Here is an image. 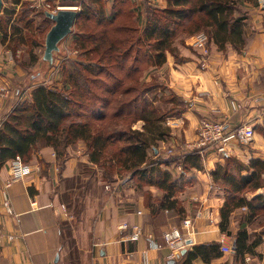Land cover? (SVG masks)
<instances>
[{
  "label": "crops",
  "instance_id": "1",
  "mask_svg": "<svg viewBox=\"0 0 264 264\" xmlns=\"http://www.w3.org/2000/svg\"><path fill=\"white\" fill-rule=\"evenodd\" d=\"M89 1L2 0L0 17L5 10L14 11L15 14L8 24V33L0 31V81H4L5 77L7 80L12 78L27 81L28 71L22 68L17 53L24 47L30 48L29 44L19 45L16 52L9 46L10 40L15 37H12L11 25L19 13L29 7L32 9L29 16L31 19L36 22L43 18L42 22L53 26L54 22L49 14L54 13L53 10L57 7L79 12ZM115 1L103 0L108 14L112 13ZM121 1H128L137 8L142 27H145L146 22L143 13L145 3L161 9L168 6V0ZM48 5L51 7L49 10ZM244 6L249 11V20L244 27L248 43L242 50L229 44L221 48L212 40L211 56L204 65L199 60L204 57L194 47H182L173 53L168 52L166 62L159 70L165 71L166 87L183 104L181 114L169 119L170 123L174 122L177 126L164 123L169 128V136L165 141L158 142L157 150L149 151V157L163 155L162 150L169 146H178L175 148L176 154L182 152L187 144L196 140L199 120L204 117L225 121L229 128L252 122L256 133L253 142L248 146L233 143L223 150H207L199 161L202 168L193 166L181 174L172 165L174 176L182 177L185 183L175 195L182 212L163 210L157 217L146 206L144 191L150 192L154 200L161 197L162 192L154 186L136 189V183L132 179L122 184L121 190L116 193L103 190V186H100V169L90 160L86 144L81 140L67 148L68 157L62 170L53 147L43 148L32 155L29 163L34 167V173L26 180L14 183L7 191L17 214L9 215L2 208L3 184L9 177V160L0 166V224L7 232L14 233L19 238L14 242L5 241L0 244V264H143L144 253L148 257V264H245L247 257L253 258L257 264H264V221L259 215L247 218L251 214L248 207L246 211L239 208L232 213L228 223L230 233L227 232V244L234 248L237 232L245 227L251 241L260 240L252 254L240 256L235 250L229 254L220 252L210 262L198 257L190 263L185 254L189 250L182 252L178 259H173L163 239V233L167 229L181 226L183 220L189 217L194 219V233L191 234L193 248L211 242L219 243L218 239L223 232L220 225L221 209L226 195L224 188L214 181L213 172L218 166H224L228 157H234L246 165L254 159L264 162V12L258 5L248 2ZM25 32L24 29L23 33ZM182 34L178 39H185L187 44L192 43L196 35ZM40 47L41 45L33 46L31 52L36 53ZM37 64L38 61L28 67L33 70ZM157 68L152 69L150 74L156 72ZM51 69L44 74L45 78L51 79ZM148 79L152 77L149 76ZM35 80L27 83L30 86H25L30 94L28 100L38 86V83L34 84ZM60 80L62 81V76ZM7 87L11 90V96L6 101V109H10L24 90L14 91ZM232 100L242 104L243 108L234 111L231 107ZM142 127V123L135 126L137 129ZM92 181L94 190L86 189L81 194L85 207L77 212H68L64 197H77L80 190L74 186ZM256 196H264V187L246 194L249 200ZM74 217L76 220H73ZM122 224L130 226L128 233H121L119 226ZM131 226L143 230L142 237L137 241H127L125 238L132 232ZM149 235L153 236L152 241L160 248L152 245Z\"/></svg>",
  "mask_w": 264,
  "mask_h": 264
},
{
  "label": "trees",
  "instance_id": "2",
  "mask_svg": "<svg viewBox=\"0 0 264 264\" xmlns=\"http://www.w3.org/2000/svg\"><path fill=\"white\" fill-rule=\"evenodd\" d=\"M245 2L258 5L257 0H168L167 8L161 9L145 3V27L137 8L128 1L116 0L111 14L103 0L84 4L74 30L80 59L64 64L62 84L37 86L31 99L10 114L0 131V166L16 157L29 162L35 152L53 147L62 170L67 148L81 140L90 160L100 169L103 186L129 177L136 189L154 186L162 192L154 200L150 192L144 191L146 206L154 217L163 210L182 212L175 195L185 183L182 177L174 176L171 166L175 165V169L180 165L183 172L193 166L202 168L201 150L183 156L149 157V151L157 150L158 142L169 136L164 123L181 114L183 103L173 92L166 99L148 98L161 85L156 77L149 82L144 77L152 67L166 62L167 53L174 51L171 41L182 33L205 31L209 41L214 40L221 48L229 44L242 50L248 43L244 34L249 20ZM30 11L27 7L13 20L11 32L15 37L9 42L13 52L28 38L30 48L40 45L34 37L40 26L27 15ZM14 14L4 11L0 31L8 33ZM35 62L33 56L32 63ZM45 63L50 68L54 59ZM156 100L161 105L157 106ZM138 123L143 124L142 129L135 128ZM263 175V161L254 159L246 165L234 157H228L225 165L213 172L214 181L226 195L221 209L222 231H229L232 213L244 206L251 212L247 218L259 215L264 221V196L250 200L246 197L264 187ZM234 239V250L240 256L252 254L260 243L258 239L251 241L245 227ZM185 254L190 263L198 257L210 262L220 255V244L198 245Z\"/></svg>",
  "mask_w": 264,
  "mask_h": 264
},
{
  "label": "built area",
  "instance_id": "3",
  "mask_svg": "<svg viewBox=\"0 0 264 264\" xmlns=\"http://www.w3.org/2000/svg\"><path fill=\"white\" fill-rule=\"evenodd\" d=\"M258 8L264 12V0H257ZM48 8L50 6L48 5ZM60 7L53 10L56 13L60 10ZM194 47L201 53L205 58L211 56V50L209 45V37L205 31L199 32L194 36V42H192ZM29 92L27 90L22 91L18 97L17 103L10 109H6V101L11 96V90L6 87H0V131L4 129L6 121L13 110L24 101L28 100ZM231 107L234 111H240L243 106L235 100L231 101ZM168 125H171L167 122ZM174 124L172 123V126ZM255 129L252 122H246L240 124L236 127L229 128L225 121L215 120L209 117H204L199 120L197 126V139L191 144L185 146V150L189 149L190 152L182 151L179 154H176L173 148H169L167 157H174L177 155H185L193 152L194 150H201V156L204 157V153L210 149L223 150L227 145L238 143L241 146L250 145L255 138ZM184 150V149H183ZM169 155V156H168ZM34 167L29 163L25 162L21 157H16L10 161L9 164V177L3 184V202L2 208L9 215L16 216L12 202L8 196V189L16 182L24 181L34 173ZM39 168V166H36ZM176 171L181 174L183 172L180 165L176 166ZM130 178L120 179L115 183H109L105 185V189L109 192L116 193L121 190L122 184L129 181ZM64 207V205H63ZM65 209V207H64ZM242 211H246L247 207H242ZM141 214V212H139ZM194 219L185 218L181 226H172L163 233V239L165 241V246L171 251V258L178 259L182 252L186 250H192V237L193 234ZM121 233H128L130 226L128 224H122L119 226ZM132 232L126 235L127 241H137L143 235V230L140 227H132ZM124 237V236H123ZM151 241L153 236H148ZM19 236L14 233L7 232L4 227L0 224V244H3L5 241L14 242L18 239ZM228 233L223 231L220 235L218 241L220 244V252L229 254L233 253L234 248L227 244ZM152 245L155 248H160L155 242L152 241ZM143 264H148L149 260L147 255L144 253L142 258ZM245 264H256L254 259L247 257L245 259Z\"/></svg>",
  "mask_w": 264,
  "mask_h": 264
},
{
  "label": "rangeland",
  "instance_id": "4",
  "mask_svg": "<svg viewBox=\"0 0 264 264\" xmlns=\"http://www.w3.org/2000/svg\"><path fill=\"white\" fill-rule=\"evenodd\" d=\"M50 9H51V7H50ZM48 10H49V8H48ZM28 16H30V12H29ZM37 17H39V16H37ZM42 19L43 18L37 19V21L35 22L41 28V31H42L41 35L37 36L35 34H38V33L34 34V37L37 39V42H40L41 47L36 50V53H31V48H29V47H24L22 50H20V53H17V59L22 64V68H24L28 71V77H26L27 81H24V80L16 81V80H13L12 78L7 80V77H5L6 79L4 81L3 80L0 81V87L9 86L14 91L20 90V89L25 91V90H27L25 86H27V85L30 86L31 84H27V83H29L33 79H36L35 80L36 82L34 84L38 83V86L50 85V84L51 85H56V84L60 85L59 83L62 84V81L60 79H61V76L63 74L64 64H69L72 61L80 59L79 58V52L76 49V46L78 44H76V41H75L76 37L74 36V31H73L74 29H73L72 32L58 44V50L53 52L52 60L54 59V63H53V66L50 67V68H52L50 73L53 75H52L51 79L45 78L44 74L46 72H48L50 69V68H47L48 66H46L47 64L45 63V61H48V62L50 61V60L45 59V40H46L47 33L51 29V28L49 29L48 25H51V24L47 23V25H46L44 22H42ZM181 35H183V34L178 35V37H176L174 40L171 41V46H172V48H174V52H175V50L178 51L179 48H182V47H186V48H190V49H192L194 47L193 43L187 44L185 39L179 40L178 38H180ZM28 41H30V42H28ZM28 41L25 44H29V43L31 44V39L28 38ZM192 42H194V38H193ZM13 44H14V42H13ZM30 44H29V46H30ZM209 45H210V41H209ZM187 46H189V47H187ZM17 47H19V46H17ZM18 50H19V48H18ZM169 53H171V52H169ZM178 54H179V52H178ZM195 54H196V52H195ZM167 55H168V53H167ZM33 56L36 57L38 64H37L36 69L30 70L27 67L32 64ZM195 56L197 57V54ZM176 59H178V58H176ZM199 60L202 61L203 65L206 62H208L207 58L202 59V57H201V59L199 58ZM156 67H158L157 68L158 70L156 69V72L150 74L152 72V69L154 70V68H156ZM156 67L155 66L152 67L151 72L149 71L146 73V75L144 77V81L149 82V81H152L154 77H156V82H158L159 86L160 85L161 86L158 87L159 89H155L152 92H150V94H148L147 97L150 99L164 97L166 99L170 96L171 91L168 89V87H166L167 85L164 82L165 71L159 70L161 65L156 66ZM43 68L46 70H43ZM149 76H151L152 79H148ZM160 103H161V101H160ZM155 104H157V100L155 101ZM158 104H157V106H158ZM159 105H161V104H159ZM169 119H171V118L167 119L166 124H167V122L170 123ZM170 124L172 125V123H170ZM173 124H174V126H177L176 123L173 122ZM189 144H191V143H189ZM189 144H187V145H189ZM177 147L178 146L165 147L164 148L165 150H162L164 152L163 155H165V156L167 155L169 148H173L174 150H177V149H175ZM182 151L190 152L189 149L185 150V148ZM93 183H94L93 181L91 183L89 182L88 184H86V182H83V184L79 183L78 186L77 185L74 186V187H78V189L80 190V193L77 195V197H75L73 195H71L70 197H68V196L64 197V203L66 205L65 207L67 208L68 212H70V213L77 212L83 206L85 207V203L81 197V194L86 189L94 190V186H93L94 184ZM102 184L103 183L101 182V184H100L101 187L103 186ZM107 184H109V183H107ZM105 185L103 186V190L105 189ZM69 215H70L69 217L71 218V214H69ZM73 220H76V218L74 217Z\"/></svg>",
  "mask_w": 264,
  "mask_h": 264
},
{
  "label": "water",
  "instance_id": "5",
  "mask_svg": "<svg viewBox=\"0 0 264 264\" xmlns=\"http://www.w3.org/2000/svg\"><path fill=\"white\" fill-rule=\"evenodd\" d=\"M2 0H0V10ZM49 17L54 25L46 35L45 40V59L52 61L53 52L58 50V44L67 37L75 27L79 18V12L76 10L60 9L56 13H50Z\"/></svg>",
  "mask_w": 264,
  "mask_h": 264
}]
</instances>
